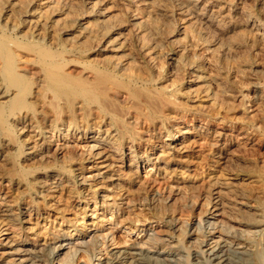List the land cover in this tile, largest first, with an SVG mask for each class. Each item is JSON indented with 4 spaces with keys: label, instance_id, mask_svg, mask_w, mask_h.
Masks as SVG:
<instances>
[{
    "label": "bare ground",
    "instance_id": "bare-ground-1",
    "mask_svg": "<svg viewBox=\"0 0 264 264\" xmlns=\"http://www.w3.org/2000/svg\"><path fill=\"white\" fill-rule=\"evenodd\" d=\"M110 1L38 4L27 0L19 8L15 1L0 0V264H264V161H248L229 148L243 144L259 150L264 142L244 133L235 137L237 142L228 140L227 132L210 128L205 119L199 120L205 131L185 118L180 123L150 100L144 101L143 109L140 102H132L137 97L128 88L116 94L122 89L113 80H127L134 87L146 86L150 80L140 78L130 66L136 59L125 53L128 38L120 40L115 32L119 25L115 15L108 14ZM124 1L139 3L153 22L163 19L168 24L169 29L149 28L147 41L153 42L156 51L162 42L177 45L169 51L170 60L178 68L193 71L204 88L202 94L208 92L210 81L203 78L205 73L200 74L197 45L182 44L180 37L193 36L203 43L215 34L213 41L222 47V56L233 52L264 55V0H253L251 6L242 0ZM232 34L233 38L237 35L233 41L222 42L221 37ZM99 39L104 42L92 59L89 53ZM141 39L146 41L145 35ZM32 79L40 91L31 92ZM260 84L253 86L258 95ZM124 94L129 107L122 105ZM30 99L43 104L35 113L40 122L27 110ZM48 104L61 108L68 123L63 136L73 138V143L65 138L51 141L45 135L44 129L58 131ZM142 125L147 137L137 132ZM24 130L27 135L18 142L19 148L13 137ZM147 166L142 179L140 170ZM110 193L128 200L121 210L124 221L121 217L119 221L124 224L120 230L104 227L105 217L83 231L60 228L61 235L40 240L42 232L35 228L46 219L50 203L64 198L71 203L103 204ZM119 205L115 201L112 207ZM188 205L197 212L194 224L179 218V211ZM137 207L146 212L142 229L127 221Z\"/></svg>",
    "mask_w": 264,
    "mask_h": 264
},
{
    "label": "rangeland",
    "instance_id": "rangeland-1",
    "mask_svg": "<svg viewBox=\"0 0 264 264\" xmlns=\"http://www.w3.org/2000/svg\"><path fill=\"white\" fill-rule=\"evenodd\" d=\"M2 1H7L10 3H11V1H12V3H14V1H15L16 6L19 8L24 7L29 2V0H28V2L26 0L25 1L26 3L24 2V4H23L24 0L23 1L20 0L21 3L19 2V0H2ZM30 1H32V2L34 1V3L39 2L38 4H44L47 2H52L55 4V2L57 0H49V1H47V0H42V1L41 0H30ZM122 1L121 0L120 1L119 0H112V2L111 1H110V3L108 2V5H106L107 7L110 8V9H108V11H109L108 14L112 18L115 15L114 16L115 20L114 19L113 20L117 25H119L116 27L115 32H118L121 35L122 39H120V40L128 38L127 39L128 43L127 42L125 43L124 50H127V51H125V53L127 52L126 54H129L128 53V51H129L131 53L130 55L135 56L136 62L132 63L130 65L134 69V73L136 75H138L140 78L141 77L143 79L149 78L148 80H150V83H148V85H146V86L134 87V86H128L127 80H118V81L113 80V83L117 86V88L118 87L120 88V86H121V89H122V90H119L118 92H115L116 94H118V93L123 94V93H121V92H125V91H123V88H128L133 93V95H135L137 97V98H135L136 100H132V102H134V101L140 102L142 104L141 108H143V109H144L143 105L144 106L146 105L145 102L147 100H150V101H153L155 104H157L158 107L160 106L159 109L162 112H164L167 115V117H169V118L172 117V119H175L178 121L181 120L180 123H183L185 121H188L189 123L192 122V125L196 124L195 126H198L197 127L198 129L200 128L202 131L204 129V131H205V127H203V125L199 121L201 119L202 120L205 119V120L209 121L210 126L212 125L210 128L218 129L220 131H223V133L227 132L228 137H226V138L228 140L232 139V140H234V142H237V138H235V137H237L239 134L244 133L245 135H249L250 137H252L253 139H255L257 141L261 140L264 142V104H263L264 103V96H262V94L264 95V93H263L264 92V77H262V76H264V74L261 75L260 77L257 76L260 72H263V70H264V62H263L264 61L263 60L264 55L260 56L261 53H260V55L254 54V53H246L245 54L242 52H240V53L236 52L237 53L236 54L233 52L234 57L236 55L235 58H237V56H238V58L235 60V58L233 57V53H231L230 56L229 55L228 56H222L223 55L222 54V47H220V45L215 46L214 41H213L216 38L215 34L210 35L208 41L203 42V43L198 41V39H196L193 36H191L188 39H184L183 37H180L182 39V40H180V43H182V44L187 43L189 41V43H193L194 46H195V44L197 45V48H196V46L194 47V49H195L194 51L196 52V54L199 55V57L197 59V63H198V65H200V70H201L200 74L202 75L205 73L204 74L205 76L208 75L207 77H205L204 75H203L204 77L203 76L202 77L205 78L208 82L210 81L208 83V88H207L208 92L206 94L205 93L202 94L204 92L203 91L204 88L202 90V88H201L202 86H200V83L196 82V78L194 77V74L192 75L193 71L189 67H185L183 69L178 68L177 65H174L175 63L170 60V55H171L172 51L177 47V45H172L169 42H162L161 48L156 51L154 49L153 42L151 40H150V42H148L149 40L147 39V37L149 38L150 32L152 31L149 28L153 29L155 27H162V29H169L168 24H166V22L163 21V19L162 20L160 19L158 22L154 21L155 23L152 20L148 19L145 16V13H144L145 11L142 13V11H143L142 6L140 7V5H137L139 3L132 2L130 4H127V2H125V1L122 2ZM215 1H218V3L219 2H221V3L227 2L228 3L229 0L228 1H226V0H215ZM242 1L246 6H248V5L251 6V4H253V0L252 1L251 0L250 1L245 0L246 2H244V0H242ZM17 2H19L20 4H18ZM113 2H114V4H113ZM118 3H121V4H118ZM122 3H124V5ZM215 3H217V2H215ZM115 4H116V6H114ZM109 5H111V7ZM106 6L104 8H106ZM117 6H119V7H117ZM116 7L120 8V9L117 10ZM130 9H131V12H130ZM132 9H133V11H132ZM120 10H121V13H120ZM117 14H118V16H117ZM131 14H132V16H131ZM121 15H123V16L121 17ZM134 15H136V17ZM119 16L121 17L122 21H120L121 19ZM123 17H125V18H123ZM138 17H140V18L138 19ZM259 17L262 20L264 18L260 14H259ZM57 18H59V16L56 17V19ZM131 18H133V19H131ZM143 18H144V20H143ZM16 19L17 20H15V21H17V22H19L21 20V18L18 16L16 17ZM130 20L132 22L134 21V23H132ZM173 20L176 22H174ZM123 21H124V23H123ZM130 22H131V24H130ZM172 22L174 23L173 24L174 26L178 25V24H176V23H179L178 17L175 16L172 19ZM119 29H120V31H119ZM125 29H126V31H125ZM139 29H141V30H139ZM122 30L124 31V33ZM145 31L147 32L146 34H145ZM142 32H144V33L142 34ZM57 34H59V32ZM138 34L139 35L142 34L141 36L145 35L146 41L141 39V36H139ZM60 36H62V34H60ZM226 36L221 37L222 42H224V41L230 42V41H233V39H235L237 37V35H236V37L233 38L235 36L233 34L229 35V37L231 36L230 38H228V36L226 38ZM123 37H125V38H123ZM136 37H137V40L135 39ZM191 39H193V40H191ZM100 40L101 39H99V41ZM103 42H104V40L102 39L98 43V45L97 44L94 45L96 48L95 49L93 48V50L89 53L90 58L93 59L92 56L98 52L97 49H99V47L103 44ZM210 42H211V44H210ZM139 45H141V46H139ZM210 45L213 47H211ZM151 46H152V48H151ZM214 46H215V48L216 47L218 48V49L216 48L217 51L219 50L218 52L214 51L215 50ZM200 48L202 49V51ZM206 48H208V49L206 50ZM149 49L151 50L150 54H152V57L154 55L153 59L150 57L149 54H147V52L150 51ZM164 50H166V51H164ZM205 51H206V53H204ZM213 51H214V53H213ZM154 52H157V53H154ZM160 52H162V53H160ZM144 53H146L147 55L146 54H145L146 56L143 55ZM111 54L112 53H108V55H111ZM159 54L161 55L162 59H160ZM167 56H169V57H167ZM148 57H149V61H147ZM223 59H225V63H224ZM232 59H233V61H232ZM258 59L259 60L262 59L263 61H261V60L259 61ZM237 60H239L238 63H237ZM234 66H236V67L234 68ZM245 67L246 68L248 67L249 69L248 68L246 69ZM253 69L256 71H254ZM179 70H180V72H179ZM258 70H261V71H258ZM181 71H182V73H181ZM257 71L259 73H257ZM250 72H251V74H250ZM155 73L156 74L158 73L157 74L158 76ZM190 74H191V76H190ZM260 74H262V73H260ZM262 80H263V82H262ZM32 81H33V83L31 86V92H34L36 90L40 91V87L38 86L37 81H35L33 79H32ZM251 81H253L254 83H259V84L261 83L262 84V85L260 84L262 86L260 89V93H259L260 95H258L255 92V89L253 87L254 83ZM118 82H120L121 84ZM163 84H165V85H163ZM169 85L170 86L172 85V86L169 87ZM224 85H225V87H224ZM195 87H196V89H195ZM198 88H200V89H198ZM193 90H195V91H193ZM201 94H202V96H200ZM119 96L121 97V95H119ZM205 96L207 97L206 99L204 98ZM125 98H126V95L124 94L123 98L121 97L122 105H124V107H129L130 104L128 103V100H125ZM193 98H194V100H192ZM42 99L47 100L45 97H42ZM182 100L185 101V103ZM162 101H163V103H161ZM28 102H30V103L28 105L27 110L34 116L35 122H40L38 120L37 115H35V113L41 109V106H43V104H41L40 102H34V100H32V99L28 100ZM47 106H48V111H49L50 115L52 114L55 116L53 125H55V127H58V131L48 133L49 129H44L45 135H47L48 137L50 136L48 139L51 141L54 140V138L55 139L58 138L60 140L62 139V141H63V138H65L64 139L65 142L73 143L75 141L73 138L66 139V137L63 136L64 131L66 129H68V123H67V119L64 120L65 118H64L63 114L61 113V108L56 106V105L54 106V104H48ZM176 111H177V114H176ZM184 111H186V112H184ZM145 112H146V110H145ZM184 118H185V121H184ZM128 120L131 121L132 123L136 124L135 118H130ZM179 125H182V124H179ZM201 125H202V127H201ZM40 126L42 128H45L46 124H43V122H41ZM19 127H21V126H19ZM144 127H145V125H142L141 127L137 126V132L142 134L144 137H147L145 135L146 132L143 130ZM225 127H227V128H225ZM102 129L106 130L107 126H103ZM26 132L27 131L24 130V131L18 132L17 134H14L13 139L16 141L17 144L21 139L25 138V134L27 135ZM235 132H236V134H235ZM53 133H55V134H53ZM174 133H175V130H174ZM235 139H236V141H235ZM18 146L20 148L19 144H18ZM240 146L242 147L241 148L242 152H241ZM240 146L239 145L238 146L229 145V148L232 150V147H233V151L235 150L233 152L234 154L236 151H238L236 153V155L243 156L248 161H252V162H260L261 160L264 161V148H260L259 149L260 151H259V150H255V148L252 149V148H250V146L248 147L247 145H244L245 147H243V144L242 145L240 144ZM234 147H235V149H234ZM250 151H252L254 153H252ZM257 151H259V152H257ZM246 153H247V155H246ZM249 154H250V156H249ZM150 168H152V167H150ZM148 170H149L148 166L146 169L142 168L140 170V176L142 177V179L145 177ZM153 173H154V171L150 172V174H153ZM143 175H144V177H143ZM113 195L114 194L110 193L109 199L104 203L102 202L103 204H101L99 201L97 202L98 204L93 203V201H91L88 205H86V203H85V202H87L86 200L80 201L81 202L80 204L77 203L76 200H74V201L72 200V203H71V199H69L70 201L69 200L65 201L64 198H61L58 201V203H56V204L50 203L49 206L46 208L47 209L46 215H48V216L50 215V216L48 217L45 215L46 219L41 221L42 223H40V225H38V227L35 228V230H38V233L40 232V230L42 232V234L40 233L42 236L40 238V240H45V241L47 240L48 241L49 239L51 240L52 236L61 235L62 231H59L60 228L61 229H67L70 227V229H73V227H74V228L78 229L79 231H83L84 228H87L89 226H92V227L95 226L96 223L98 222L97 218H103L104 219L106 217L105 220L108 219V221L105 222V225L103 223L104 227L107 228V227L113 226L114 228H117V229L119 228L118 230H120L122 225L124 224V223H122V221H119V220H121V218L124 221L121 210H122V208H124L128 204V200L122 199V197H120L118 195H115V196H113ZM118 200H120V201H118ZM115 201H116V203H120L119 208H117V209L112 207V205L114 206ZM122 202H123V204H122ZM141 209H142L141 207L134 208L132 210L134 215H130V217L127 220V221H129V223L135 222V224L138 227H141L140 229H142V224H144L142 222V220L144 221V218H145L144 214H146V212H144L143 209L141 211ZM63 210H64V212H63ZM187 210H189V212ZM69 211H71V212H69ZM182 212H184V213H182ZM141 213H143V214H141ZM179 214H182L181 216L179 215V218L181 217L180 219L183 221L188 220V223H191L193 221L192 224H194L195 222H198L197 221L198 217L196 216L197 212L195 211V209L193 210V207H191L189 205L184 207L183 210L179 211ZM115 216H117V217L115 218ZM183 216H186L185 217L186 220H184ZM137 217H139V218H137ZM82 224H84V225H82ZM71 226H72V228H71ZM78 226H80V227H78ZM123 233H124V231H122V233H120V234L122 235ZM123 237H127V234L126 233L123 234ZM136 237H137V235H136Z\"/></svg>",
    "mask_w": 264,
    "mask_h": 264
}]
</instances>
